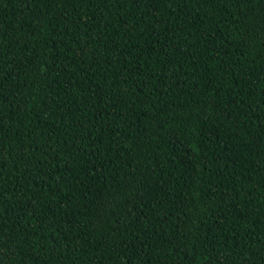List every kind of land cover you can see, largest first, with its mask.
Wrapping results in <instances>:
<instances>
[{"label":"trees","instance_id":"1","mask_svg":"<svg viewBox=\"0 0 264 264\" xmlns=\"http://www.w3.org/2000/svg\"><path fill=\"white\" fill-rule=\"evenodd\" d=\"M0 264H264V0H0Z\"/></svg>","mask_w":264,"mask_h":264}]
</instances>
